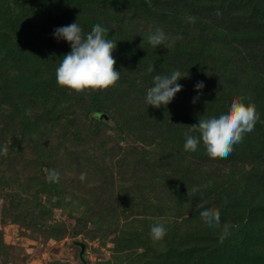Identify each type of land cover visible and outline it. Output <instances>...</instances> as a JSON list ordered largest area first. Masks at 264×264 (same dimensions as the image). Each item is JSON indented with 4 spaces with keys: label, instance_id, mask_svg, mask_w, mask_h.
<instances>
[{
    "label": "rangeland",
    "instance_id": "374dc122",
    "mask_svg": "<svg viewBox=\"0 0 264 264\" xmlns=\"http://www.w3.org/2000/svg\"><path fill=\"white\" fill-rule=\"evenodd\" d=\"M218 1L0 0V264H82L73 240L86 264H264V0ZM76 21L117 42L114 88L58 85L71 46L53 33ZM156 28L182 39L153 48ZM173 71L182 90L149 106L153 77ZM237 97L255 104L254 131L225 159L202 141L186 152L189 126ZM207 208L232 225L222 244Z\"/></svg>",
    "mask_w": 264,
    "mask_h": 264
},
{
    "label": "clouds",
    "instance_id": "9594fccd",
    "mask_svg": "<svg viewBox=\"0 0 264 264\" xmlns=\"http://www.w3.org/2000/svg\"><path fill=\"white\" fill-rule=\"evenodd\" d=\"M188 21L195 22V17L189 16ZM108 29L95 24L90 32L85 33L76 22L54 30L57 40H65L71 46V51L62 57L59 67L56 69V80L59 86L75 91L76 93L94 92L114 88L120 80V72L115 69L116 60L113 52L117 42L108 37ZM181 36L174 38L164 32L162 28H156L147 36L148 43L153 47L163 46L170 48ZM155 66L149 65L148 73L154 71ZM184 76L179 71H173L171 75H155L153 86L147 90L146 103L155 108L166 107L172 102L177 93L182 90L178 81ZM205 87L204 83L197 82L195 90L200 93ZM202 94V93H201ZM199 96L193 99L195 103ZM30 115V110L28 112ZM260 120L255 104H245L240 97L234 98L226 113L218 117L199 119L197 125L189 126L192 131H198L199 137L185 133L184 150L195 152L201 141L210 158L225 159L234 151V145L242 142L244 135L254 131L256 123ZM4 154L7 149L3 150ZM47 179L51 182H59L60 173L55 169L48 170ZM79 179L83 182L86 173H81ZM211 182L202 187L210 186ZM194 193L199 188L194 187ZM204 224L210 229H221L220 243L230 234L232 225L221 226V217L218 209L207 208L200 212ZM153 241L164 239L167 229L164 224H154L151 227Z\"/></svg>",
    "mask_w": 264,
    "mask_h": 264
},
{
    "label": "water",
    "instance_id": "95a60500",
    "mask_svg": "<svg viewBox=\"0 0 264 264\" xmlns=\"http://www.w3.org/2000/svg\"><path fill=\"white\" fill-rule=\"evenodd\" d=\"M100 119H102L103 121H108L109 117L107 115H104V116L100 117ZM73 244L79 248V259H80L81 263L86 264L85 259H84L85 245L82 242H79L77 240H73Z\"/></svg>",
    "mask_w": 264,
    "mask_h": 264
},
{
    "label": "trees",
    "instance_id": "16d2710c",
    "mask_svg": "<svg viewBox=\"0 0 264 264\" xmlns=\"http://www.w3.org/2000/svg\"><path fill=\"white\" fill-rule=\"evenodd\" d=\"M200 2L204 3L205 0H200ZM218 3L221 5L222 4L221 0H219ZM131 21H132V19H131Z\"/></svg>",
    "mask_w": 264,
    "mask_h": 264
}]
</instances>
